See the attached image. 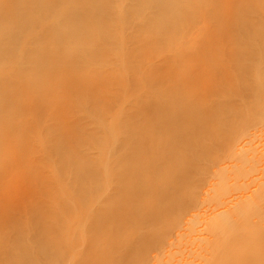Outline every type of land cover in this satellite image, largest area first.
Segmentation results:
<instances>
[{"label": "bare ground", "instance_id": "obj_1", "mask_svg": "<svg viewBox=\"0 0 264 264\" xmlns=\"http://www.w3.org/2000/svg\"><path fill=\"white\" fill-rule=\"evenodd\" d=\"M261 111L264 0H0V264L137 263ZM203 222L264 264V177Z\"/></svg>", "mask_w": 264, "mask_h": 264}, {"label": "rangeland", "instance_id": "obj_2", "mask_svg": "<svg viewBox=\"0 0 264 264\" xmlns=\"http://www.w3.org/2000/svg\"><path fill=\"white\" fill-rule=\"evenodd\" d=\"M244 116L233 133L237 135L231 145L233 149L216 162L212 159L208 163L205 177H199L189 193L190 201L186 200L176 214L164 219L160 229L152 231L159 234L161 240L143 244L144 252L134 264H187L200 257L206 251L205 241L201 240L206 233L203 218L223 208L231 199L251 191L264 177L261 164L235 166L240 154L254 152L264 159V111ZM254 213V210L247 211L243 221H249Z\"/></svg>", "mask_w": 264, "mask_h": 264}]
</instances>
